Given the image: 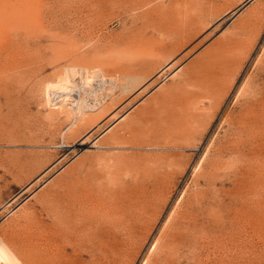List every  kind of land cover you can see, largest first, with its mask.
Wrapping results in <instances>:
<instances>
[{"label":"rangeland","instance_id":"1","mask_svg":"<svg viewBox=\"0 0 264 264\" xmlns=\"http://www.w3.org/2000/svg\"><path fill=\"white\" fill-rule=\"evenodd\" d=\"M263 91L264 0H0V248L25 214L55 224L68 184H110L142 218L119 264L167 232L174 264H264V123L237 128Z\"/></svg>","mask_w":264,"mask_h":264},{"label":"bare ground","instance_id":"2","mask_svg":"<svg viewBox=\"0 0 264 264\" xmlns=\"http://www.w3.org/2000/svg\"><path fill=\"white\" fill-rule=\"evenodd\" d=\"M68 75H69L68 76L69 79L71 80L70 82L71 84L69 85L70 89L68 88L67 89L70 92H73L74 94H75V89L77 87L76 84L79 85L80 88L82 87L83 89V86L89 85L93 81L92 77H87L83 73H81V70H79V68L72 69V71L68 72ZM244 86L245 85H243V87L241 86L242 87L241 91H243V88L245 89L246 87H248L249 83L245 87ZM210 87L208 88L210 89ZM61 89L62 88L59 86L57 88V92H60ZM253 93H252V96L250 95V97L246 100L248 106H245L246 107L245 116H243L242 119L237 118L239 119L237 121L240 122L237 128H238V132H241L244 130L243 128H246L247 129L246 131L249 134H251L253 137L260 138L262 137L261 131L259 129L255 130L254 127L257 125L259 126V124L261 125L262 123H264V115L262 116L261 114H259L260 112H258L259 109H261L264 104L263 103L264 102V91L260 92L262 94L259 97L257 96V94H253ZM70 106L76 110L79 108L77 112L82 110L81 109L82 105L80 106V103L78 101L77 103L75 102L71 103ZM241 123H243V125H241ZM25 163L26 162L22 163L21 160L19 161L18 159L13 162L15 168H21L24 166ZM215 163L213 164L215 165ZM112 183H115V182L112 181ZM120 185L122 186V184ZM83 186L84 187L78 188L77 185L73 183L67 185L66 187L67 189L66 190V206H65L66 210L64 209L66 212L62 211L65 214H63L58 208H56L58 211L56 210L57 214L55 218L58 219L57 221L58 225L56 224L57 223L56 220L55 221L53 220V222H55L56 225L54 223H52L53 225L50 223L51 225L48 226L45 223L43 217L38 215L39 212L37 211L38 212L37 213L34 211L32 213L31 212L28 213L30 215L25 214L26 216L25 224L22 226V229H24L25 231V234L23 236L21 235L20 237H18L16 234L15 235L13 234L14 235L13 236L12 233L11 234L5 233L6 236L3 239L5 242L3 241L4 244H2V248H0V250H3L5 254L16 251L17 255L15 256L16 258L13 256L16 253L15 252L14 254L11 253L12 255L8 254V256L6 257L5 254L3 253L5 256L4 259L2 258L4 261V264H84V258L82 256L85 253V251L90 253L91 262L90 261L88 262L92 264H119L121 258L124 257L125 255L127 256L126 252H127L129 245L131 243L136 244L139 242L138 240L140 239V237H138L139 239L137 238L138 233L136 237H133V234H134L133 226L136 225L137 223H138L137 224L138 226L139 219H142V218L138 217V219H136V217H133V216L131 218L129 217L127 218V216H125L126 213L124 211V201H123L124 194H123L122 189L115 187V185L111 186L109 184L108 186L99 187L97 188L95 192L90 191V188H89L90 186H85V185ZM124 188H126V186ZM124 190L126 191V189ZM133 190H136V189H133ZM130 191H128L129 194H130ZM144 193L143 194L145 196L148 195L146 190ZM132 194H130V197H132L131 196ZM117 195L119 196L116 198L115 196ZM141 195H140V198L145 197ZM49 198H50L49 201L51 202L53 199L51 197ZM136 199H135V203H136ZM131 200H133V198ZM143 200L145 202L144 198ZM146 201L148 204V200ZM45 202L46 201L43 202V197H42L41 204L43 205V203ZM47 202H48V199H47ZM54 202L55 201L53 200V203H52L53 205L57 204L58 201L56 203ZM47 204L51 206L50 203H47ZM139 204L142 205L143 203H139ZM133 205L135 206V204ZM55 206L57 207V205ZM142 206H144V204ZM51 207H47V208L50 209ZM44 209H46V207ZM51 210H54V209L52 208ZM56 211H52L53 214H55ZM50 213L48 212V215ZM185 217L186 216H184L183 219H185ZM52 229H57V230L51 231ZM119 230L123 234H121ZM166 234L167 235L165 237V240L167 241L168 244L175 245V248H172V245H168L167 246L169 247L168 249L166 250L162 249L160 245L162 242H165V241H162L161 243H159L161 240H159L158 242L157 240L158 237H157L155 239L156 242H154L153 244L154 246L153 245L152 246H153V250L156 251L155 254H158L157 252H159L158 251L159 248L163 250V251L161 250L162 253H160V255L162 254V257L159 256V258H157L158 257L157 256L154 259H151V257L153 258L151 254H153L154 252L152 253L151 251L150 253L149 251L150 254L149 255L146 254L147 256L144 258V262H143L144 264H174V262H176L174 261L173 258H170L172 257L171 253L172 251L176 253V251L180 250L181 246L185 244V242L187 241L185 240L187 235L183 237V233H180V232L178 233L173 232L172 234L167 232ZM160 235H163V234H160Z\"/></svg>","mask_w":264,"mask_h":264}]
</instances>
